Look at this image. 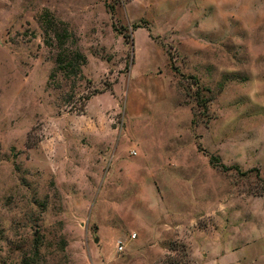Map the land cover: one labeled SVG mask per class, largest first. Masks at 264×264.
<instances>
[{"label":"rangeland","instance_id":"1","mask_svg":"<svg viewBox=\"0 0 264 264\" xmlns=\"http://www.w3.org/2000/svg\"><path fill=\"white\" fill-rule=\"evenodd\" d=\"M0 264H264V0H0Z\"/></svg>","mask_w":264,"mask_h":264},{"label":"built area","instance_id":"2","mask_svg":"<svg viewBox=\"0 0 264 264\" xmlns=\"http://www.w3.org/2000/svg\"><path fill=\"white\" fill-rule=\"evenodd\" d=\"M132 238L135 239L136 238V234H133ZM118 251L119 252H123L124 251V246H123V243L121 241H118Z\"/></svg>","mask_w":264,"mask_h":264},{"label":"crops","instance_id":"3","mask_svg":"<svg viewBox=\"0 0 264 264\" xmlns=\"http://www.w3.org/2000/svg\"><path fill=\"white\" fill-rule=\"evenodd\" d=\"M197 232H198V231H195L194 233H197ZM194 245H195V244L190 245V246H191L190 248L193 249V250H191V255H192L193 259H195V261H197L198 259H196V248H195Z\"/></svg>","mask_w":264,"mask_h":264},{"label":"trees","instance_id":"4","mask_svg":"<svg viewBox=\"0 0 264 264\" xmlns=\"http://www.w3.org/2000/svg\"><path fill=\"white\" fill-rule=\"evenodd\" d=\"M134 28H137L138 29V28H140V26L139 25H134ZM212 159H211V162H212Z\"/></svg>","mask_w":264,"mask_h":264},{"label":"water","instance_id":"5","mask_svg":"<svg viewBox=\"0 0 264 264\" xmlns=\"http://www.w3.org/2000/svg\"><path fill=\"white\" fill-rule=\"evenodd\" d=\"M99 240L98 239H96V242H98Z\"/></svg>","mask_w":264,"mask_h":264}]
</instances>
